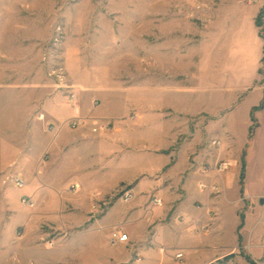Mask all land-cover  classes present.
<instances>
[{"label":"rangeland","instance_id":"rangeland-1","mask_svg":"<svg viewBox=\"0 0 264 264\" xmlns=\"http://www.w3.org/2000/svg\"><path fill=\"white\" fill-rule=\"evenodd\" d=\"M261 10L264 0H0V256H8L14 249L15 244L10 243V221L20 220L22 212V188L5 181V175L18 172L23 177L26 171L36 176L44 165L47 174V165L53 166L56 160L48 145L57 140L58 126H64L67 132L83 124H91L92 132L109 130L100 127L109 120L90 123V116L75 113L69 78L75 73L82 78H127L122 83L126 89L122 90L132 88V94L139 97L142 86L151 95L152 78L160 75L180 81L196 73L195 65L200 59L195 46H199L203 34L204 76L211 75L212 68L216 69L221 62L230 64L231 54L237 51L245 50L242 60L249 66L251 25L254 23L259 35H264ZM189 41L194 48L193 57L185 60L187 52L183 47ZM260 75V82L264 83V66ZM137 78L144 81L136 83ZM212 79L204 78V97L193 100L177 96L173 88H168L172 83L167 79L161 85L167 98L176 95L173 101H182L178 108L192 111L202 102L209 111L214 106L229 109L218 122L210 114L212 111L175 114L171 118L178 125H186L185 137L196 134L199 151H207V161L214 158L212 165L229 161L227 168L216 176L207 170L212 178L210 185L217 186V193L211 188L204 189L205 192L222 197L221 212L215 208L208 213L240 220L239 253L250 264H264V222L256 226L264 217V106L253 107L249 113L247 106L256 99L252 92L239 102L230 96L236 92L226 93L222 103L220 95L213 94L216 87H212ZM248 83L249 78L243 84ZM244 85L240 88L241 97L249 90ZM143 102L135 99L131 111L151 106V101ZM55 103L59 110L53 111ZM76 118L81 122L72 126ZM132 122H143V116ZM222 122L230 126L232 134L227 144ZM215 134L217 138L213 137ZM214 138L219 144H212ZM221 147L224 153L220 155ZM51 171L52 188L65 189L71 178H60L57 168ZM222 176L226 190L219 183ZM125 189L121 188L112 198L121 199ZM227 221L228 218V224ZM16 225L17 232L21 223ZM200 230L203 232L204 228ZM225 235L230 236L227 231ZM39 249L46 251L44 246ZM165 264L177 262L172 257Z\"/></svg>","mask_w":264,"mask_h":264},{"label":"crops","instance_id":"crops-1","mask_svg":"<svg viewBox=\"0 0 264 264\" xmlns=\"http://www.w3.org/2000/svg\"><path fill=\"white\" fill-rule=\"evenodd\" d=\"M250 40L249 66L242 60L245 50L237 51L231 54L230 64L221 62L216 69L212 68L211 75L204 76V34L201 35L199 46H195L200 59L195 65L196 73L180 81L160 75L152 78L151 95L142 86L139 97L132 94V88L122 90L126 89L122 83L127 78H82L76 73L69 78L75 113L90 116V123L107 119L111 128L92 132L91 124H83L67 132L64 126L57 127V140L48 145L51 155L55 154V166L48 164L47 174L45 165L36 176L23 173L26 184L19 193L21 198L30 197L33 206L22 203L20 220L10 221V243L15 246L8 256H0V264H165L172 257L177 264H250L239 253L240 220L227 217V224L226 217L209 214L208 210L215 208L221 212L222 197H212L199 187L200 182L212 181L204 165H212L214 158L207 161V151H199L196 134L185 137L186 125H178L171 118L175 114L212 111L210 114L218 122L229 109L214 106L209 111L202 102L192 111L178 108L182 101L179 104L173 101L174 96L167 98L161 85L167 79L172 83L168 88H173L177 96L193 100L204 97V78H213V94L220 95L222 103L231 92H236L230 96L238 102L250 92L255 93V102L247 106L250 113L264 99V83L260 82L264 39L254 23ZM183 48L187 52L185 60L191 59L192 42H186ZM247 78L249 83L244 85ZM142 81L137 78L135 82ZM242 85L249 89L243 97ZM234 88L237 90L232 91ZM138 98L140 103L146 100L151 106L132 112ZM57 103L53 111L59 110ZM139 116H143V122H132ZM247 122L249 126L250 121ZM221 130L228 139L226 144L229 143L230 126L222 122ZM222 149L220 155L224 153ZM53 168L59 169L60 178H71L65 189L52 188ZM224 178L219 183L226 190ZM72 184L78 185L74 191L69 189ZM123 187L132 190V197L127 201L112 198ZM150 197H158L164 206H154ZM118 201L121 206L115 205ZM262 219L256 226L264 222ZM18 221L19 236L15 231ZM117 226L121 228L116 229ZM201 227H206L208 233L202 232ZM115 230L126 233L127 240L112 243L111 233ZM226 231L230 236L225 235ZM48 240L53 241L52 246H48ZM40 246L46 251L40 250ZM178 252L182 259L175 257Z\"/></svg>","mask_w":264,"mask_h":264},{"label":"built area","instance_id":"built-area-1","mask_svg":"<svg viewBox=\"0 0 264 264\" xmlns=\"http://www.w3.org/2000/svg\"><path fill=\"white\" fill-rule=\"evenodd\" d=\"M254 1H258V0H254ZM71 97L73 98V95H71ZM40 117L43 118V114H40ZM81 122V119L80 118H76L73 122H72V126H76L78 123ZM101 129H110L111 128V122H103V125H100ZM212 144L213 145H217L219 144V141L217 139H213L212 140ZM229 165V161L227 160H221L219 162H217L216 164L214 165H208V164H205L204 165V171L207 172V170H210L214 176H216L217 174H219L220 172H223L227 166ZM9 181L10 183H12L14 186L16 187H19V188H22L25 186L26 182L24 180V178L22 177V175L18 172H10L8 174L5 175V181ZM211 182L209 183H203V182H200L199 183V187L201 189H206V188H211L214 193H217V186H211L210 185ZM211 186V187H210ZM78 188V185L77 184H72L70 186V190L71 191H74ZM132 197V190L129 189V188H126L125 190L122 191L121 193V199L124 200V201H127L129 200L130 198ZM21 201L23 204H25L26 206H29L31 207L33 205V200L30 198V197H27V196H24L21 198ZM152 202L154 205H161L162 202L159 198H156V197H153L152 198ZM204 228V227H203ZM206 227L204 228V231H206ZM127 240V234L126 233H123L121 231H118V230H115L111 233V242L114 243L115 241H119V242H122V241H125ZM48 244V246H52L53 245V241L52 240H48L46 242ZM176 258H180L182 257V253L178 252L176 255H175Z\"/></svg>","mask_w":264,"mask_h":264},{"label":"trees","instance_id":"trees-1","mask_svg":"<svg viewBox=\"0 0 264 264\" xmlns=\"http://www.w3.org/2000/svg\"><path fill=\"white\" fill-rule=\"evenodd\" d=\"M259 16L260 17L264 16V10H261L259 12ZM260 36L264 37V35H260ZM261 106H264V99H262L261 103L258 106L254 107V108H258V107L260 108Z\"/></svg>","mask_w":264,"mask_h":264}]
</instances>
